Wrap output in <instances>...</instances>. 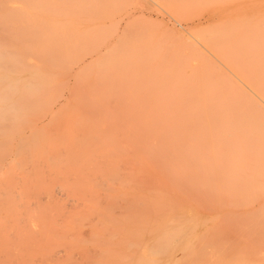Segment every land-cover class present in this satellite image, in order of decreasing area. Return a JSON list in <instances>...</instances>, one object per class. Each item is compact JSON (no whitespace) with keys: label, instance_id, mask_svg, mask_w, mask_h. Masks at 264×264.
Listing matches in <instances>:
<instances>
[{"label":"rangeland","instance_id":"1","mask_svg":"<svg viewBox=\"0 0 264 264\" xmlns=\"http://www.w3.org/2000/svg\"><path fill=\"white\" fill-rule=\"evenodd\" d=\"M68 1L69 2H66L63 5H59V9H62L59 16L63 26V33H61L55 41L56 45L54 47H56L58 44L62 45H58L59 48L55 50L53 49V51H51L52 53L49 51L48 53L52 54V56L50 57L49 55H47L48 53H45V57L47 59L40 55L41 60H45L46 62H43L45 76H43L41 79V82L44 84V88L41 87L39 89V91L42 93L39 95L41 97L43 96L42 98H40L41 102H43L42 99H49V101L46 100L48 105L47 103H40V99L35 96L37 93L36 92L33 94L34 96H26L29 99L27 103L30 101V99L34 98L36 100H31V103H33V105H29V107L31 106L32 108L28 110V107V109H26L28 110V113H24L26 112L25 108V111L21 108L25 107L24 101H26L27 98L24 97V100H22L23 98H18L19 95H13L11 101L15 111L7 114L6 116H9L10 118L9 121H7L6 119L7 123L3 124V126H0V183L4 184L5 181H8L10 185L5 182L6 186H3L5 188L11 186V184L14 183L12 185V189H14V191H11L18 195L15 194L14 196H12V194H10L9 192L10 197L12 198L9 197L8 200L12 201V199H15L14 197H19L17 198L19 201H12L14 203H17L19 207L13 206V203H8L6 198L8 197L7 195L6 197L4 196L6 199L2 198L4 202L6 200V202L4 203L5 205L2 204L3 201L1 202L0 199V210L1 206L4 205L2 206V213H0V242L2 241L0 243V264H175L176 262H173V260L175 259L174 257L176 254H178V252H175L172 259H170L169 256H161L159 258L160 262H137V260L140 256L141 248L151 243L155 236L159 234L164 229V227L168 226L167 228L169 230H173L176 228H184L186 225H190L195 226L198 229H196L197 231H201L203 224H207V226H209V232H215L211 233L210 236L212 238V240H210L212 244H216L215 242H217V239L220 238L222 243H227L228 247H230L233 246L231 244L233 242L232 240H230L232 239L231 237H233L234 240L235 238H241L242 236V238H244L245 245H247V247L245 246V249L247 248L246 252H249L248 254L251 255V260L254 262H189L190 264H264V262H256L263 260L264 258V245L261 242H258L259 245L257 246V240L256 242H254L256 244H251V241H253V239L255 240L256 238L260 239L264 237V219L258 216L260 215L262 209H264V187H262V189H258L256 192L246 191L248 195L245 193L243 196H241V198H234V201L237 202V206L232 199V194H229V192H227L230 191V188L226 189L222 185H220V188V186L218 185V188H220L218 189L217 183L220 184L222 180L219 179V181L215 183L216 178H213L215 182L212 183L213 180L210 177V173H207L206 177L203 168L199 169L196 164L197 162H202L203 160L202 163H207L208 165L206 172H208V170L210 172L211 167L214 166L211 162L215 161V158L218 157L222 161L220 162L221 165H219L222 167H220L221 171H225L224 168H226L228 162H230L229 159L236 156H241L239 158L240 160L243 159L242 155H237L233 150L238 151L241 148L244 150L246 142V150L250 154V156H247L249 158V169L246 170L244 168L245 176L243 179H248L247 176H251L254 173L253 167L257 165V161H262V158L256 157L251 150L258 147L254 146L255 140L257 138V140H262V138H260L259 135L249 137V133L248 131H246L247 129H249L246 128V126L255 128L261 122L253 120L249 121V124H247L245 120L242 119V114H240V112L245 104H258L261 101H264L260 99H264V92L261 91L264 90V0ZM6 2L7 0H0V22L3 19L4 21L6 19L9 20H6L5 22L3 21L6 25V29L3 26V23H1L0 26L1 28L3 27V30L5 29L8 31L5 32V34L0 28L2 30V33H0L5 35L3 37V35L0 34V38L2 39L3 37V40H6V42L5 40H0V61L2 60L0 63L5 62L10 57H12L11 52L9 51L8 53L6 51L11 50L12 44L21 45L23 43V41L20 42V40H23V38L15 35V26L18 25V21L16 19L15 21L9 16V13L6 11L5 7ZM86 3L89 7L86 6ZM85 10L88 11L86 12ZM8 24L10 27L7 26ZM8 27L10 28V30ZM12 32L13 34L11 35L10 33ZM6 35H9V37ZM7 37L9 39L8 41ZM66 37H68L69 39ZM11 40L13 42H11ZM7 42L9 43V45L7 44ZM15 42H17L18 44ZM1 52L5 53V55ZM248 52L251 53V57L250 53ZM4 56H6L5 58L7 60H4L5 58L3 59ZM6 70L7 67L5 69L4 65L0 64V75H6L9 79L20 82H26L25 80H28L29 78V75L27 73H20L19 71V73H16V70V72L13 70L15 73H13L12 70L4 73ZM251 72L253 74H251ZM249 75H253V77ZM246 86L249 87L250 90L254 89V91L257 92V94L254 92L256 96L261 94L259 95L260 97H258L261 101L256 99L257 97H255L254 94L252 96V94L249 92L250 90H248ZM44 89L48 92H45ZM200 89L201 91H199ZM45 94L46 97L49 96V98H46L44 96ZM214 94L216 96H214ZM205 99L206 102H203V100L205 101ZM20 101H23V106H20L22 105V103L19 105L18 102ZM165 101L167 103L166 106H164L166 104ZM200 101L202 104L204 103L203 105L206 106L207 109H205V113H208L209 115H201L205 113L204 111H202L204 110L203 105L201 104V108L200 104L197 103ZM39 103L41 104V106L39 107H41L42 109H39V107L37 106L39 105ZM34 104H36V107H34ZM42 105H46L47 109ZM144 105L146 107H150V109L147 108L148 110L153 111L149 112L150 115H148L149 113L147 115L148 117L150 116L149 118L152 117L151 120L155 121L156 118L155 123H151V121L149 123L147 117L146 120L144 116L140 117V112V114L144 115V110L142 109ZM196 107L200 108L198 112H194L196 111ZM49 108H51L50 111L48 110ZM36 109L37 112L33 114V110L35 111ZM144 109L146 110V108ZM229 109L231 110V112H228L230 111ZM154 110H157V112ZM30 111H32L31 113L33 115L29 117V114H31ZM18 112H20L21 115H19ZM129 112H131L132 114ZM234 112L237 113L235 114ZM25 114H28V117L26 119ZM205 117H207V120H205ZM212 118L214 119V122ZM4 119L5 118L0 119V122H4ZM208 119L210 120L208 121ZM166 120H172L176 122L184 120V122H188V125H186L185 127H178V131H174V134H172L174 136L176 135L175 137L179 139V144H181L179 145V147L184 143H188L190 139L191 141H200L199 148L195 150L196 155L195 153H193L194 151L188 154L185 153L186 147L184 146H187L188 144L183 145V151L178 147V150H181L182 156L183 154L184 156H189H183V158L185 159L183 160V162H188L185 163L187 169L184 168V164L182 165L183 168H181V164L183 163L182 160L181 162L174 161L178 157V150L175 149V153L176 151L177 153L174 154L177 155V157L174 160V154H171L170 151H167L168 153L166 154L167 156H171V158L170 156L168 158L170 160H173L174 163L171 161L172 165H176H173L172 167H177V169L175 168L174 171L172 167L170 168L171 164H167L168 160L165 157L166 155L164 154L166 152L165 150H160L164 152V160L162 161V158L158 157V155H155L154 153V151H160L157 150V148L151 147L152 149H150L149 147L150 145L153 146V144L159 143L157 136H159L160 138L161 134L164 135V133L161 131V123ZM198 120L201 122H199ZM132 121L136 124H132ZM146 121H148L147 124ZM204 121L205 123H207L208 121L210 124L213 122V124H215L218 128L216 130L212 129L211 131L205 132L203 134L202 132L198 131V127L200 126V124H204ZM237 123L242 124H239V126L237 127ZM155 124H157L158 126H155ZM134 125H136L137 127H134ZM159 125H161V127ZM196 125H198V127H195ZM130 127L136 128L138 129V131L139 127H142L140 128L142 129L140 131L141 134L135 129H131ZM182 128H187V130L184 131V129ZM130 129L135 133L137 132V134L139 133V138H141L140 135L143 134L142 139H137L138 137L136 135H133V132H131ZM147 129H149L150 131ZM224 129H226L227 131H223ZM240 130L242 132H245L242 133ZM129 131L131 135L127 136L129 135ZM238 131L240 132L238 133ZM185 133L187 136L185 135ZM228 134L230 137L228 136ZM234 134L238 137H235ZM237 134H239L240 136ZM125 135L127 139L125 138ZM191 136L193 137L191 138ZM128 137H130V140L132 138L133 140H141V144L140 142L135 140L130 141ZM204 137L206 138L205 140L203 139ZM193 138L195 139L193 140ZM132 142H134V144L135 142L136 144H140L137 146L138 150L140 149L139 146H142L144 151H141V149L139 150V152H137V150L135 152L136 154L134 153L133 155V149L130 148H132L136 144L134 145ZM147 142L149 143V146H147ZM260 146L264 147V142ZM211 147H213L215 151H213ZM237 147L238 149H236ZM145 151V154L148 153L147 155H149L151 158L147 156V159V157L143 154ZM199 151L200 153H198ZM232 151L233 154H230L232 153ZM203 152V155H206L205 157L207 159H202ZM152 153L154 154V156H156L155 158L158 157L161 161L159 162V160L157 159V161L155 158L152 159V157H154ZM262 154V156H264V150ZM159 155L161 156L162 154L160 153ZM196 156L197 158H195ZM151 159L155 160V162L157 161V164L168 165V168L172 170L165 169L164 165L163 169H165V171L168 170L169 173H172L174 179L173 177L170 178V174L168 173V171L167 173L164 170H162L163 172H161L160 169L156 168L157 166L153 167L152 165L154 163H151L149 161ZM177 161H180L179 157ZM263 162L264 160L262 161V163ZM196 168L197 171H194L196 170ZM184 169H186L187 171H184ZM21 172L23 173V175L21 174ZM4 173L5 175L6 173L8 174V176L6 175V178L8 177L9 180L3 178ZM133 175H135V177ZM143 175L144 179L148 178L147 180H149L150 184L148 183V181L144 180L141 177ZM138 176L146 181L144 182L142 180L144 183H146V185H144V183L142 185L139 184V186L144 185L142 188H140L138 185L136 186L138 188H135L133 184L130 183V181H134L132 183L136 185L135 179L136 177L138 178ZM167 176H169L170 178L169 182ZM129 178H131V180ZM175 178H177V181H175ZM189 178L194 183L193 184L190 181L193 186L190 184ZM179 180L182 183H180ZM241 180L242 177L240 181ZM23 181H26L27 183L25 185L23 184L24 186L30 184L29 187L31 189L29 190L33 191V194H35L31 195L32 192L27 190V187V189H24L26 192L29 191V193L23 192L22 194H25L24 197L30 194L29 196L31 198L34 196V199L32 198L31 200L29 196L24 198V200L22 199L23 195H20L22 189H19L22 187L19 185V188H17V185ZM74 181L83 183L82 187L79 186L77 188L76 186L80 184L76 185L77 182L75 183ZM128 181L132 185L131 186L129 184L130 186H127L130 187V189L125 187L126 183L128 185ZM33 182L35 183V185ZM170 182L173 185H175L176 182H179L180 184H176L175 186H173ZM202 182H204V184ZM46 183H49L50 186H48L51 188L48 189V186L44 187V185H47ZM147 183L150 186L147 185ZM37 184H39L40 186H38ZM93 184H98L97 186H108V188L111 187H109L110 184H113V188L111 187L113 190L111 189V192L107 189V191L103 190L102 192L99 187L93 189L96 187V185L94 187ZM181 184H183V187ZM210 184L211 188L209 189ZM263 184L264 179H260L259 185L261 186ZM33 185L35 186V190L34 188H32ZM69 185H71L72 187L76 185L75 189L77 190L73 189L75 192H79V188H81V191L79 192L80 194L82 193L81 196L78 192L77 194L79 195L77 196H75L76 194L70 195L69 192L72 191L69 190L72 188H70ZM123 185L125 188L123 187ZM200 185H203L205 189H203ZM207 185L209 187H207ZM184 186H186L187 188H185ZM52 187L55 192L52 190ZM188 187L191 188L194 193H197H195L197 198L195 197L194 193H191V190H189ZM1 188L2 185H0V189ZM15 188L19 189L20 191L16 190ZM9 189H11V187ZM36 189L37 192L40 190V193H36ZM1 190H3V188ZM5 190H8V188ZM44 190H46L47 192ZM49 190H51L52 195L55 194L56 199H51L52 196L48 195ZM82 190H87L88 193L87 191L86 193H84L85 191L83 192ZM205 190L207 191V193ZM63 191L66 192L64 193ZM92 191H94V194L97 196L96 197L92 194L93 197L95 196V198H98V201L96 202L98 203V205L100 204V206H98L95 202V198H93L94 200L92 199V202L90 200L91 198H89V203L84 201L88 199L87 195H89L90 197ZM44 192L46 193L44 194ZM2 193H4L5 195L4 190L2 191ZM2 193H0L1 197L3 195ZM7 193L8 192L6 191V194ZM83 193L84 195L86 194L87 198H85V196H82ZM103 193L107 196V199H105ZM107 194H109L110 196ZM120 194L123 196L119 197ZM35 195L36 199L39 198V200H37L39 201V203L35 202L36 204L33 202L34 200H36ZM67 195L72 199H68ZM212 195L213 197H211ZM60 196H62L63 198L64 196L66 197L65 199H63ZM79 196L81 198L84 197L83 200L80 201L81 198ZM108 196L112 198L118 196L119 198L117 197L116 199L115 197L114 199H110ZM206 197L207 199L211 200L208 201ZM218 197H220V199ZM227 197L231 198L229 199L230 201L232 200V203L228 201L229 199ZM200 198L205 199L206 202L208 201L210 204L208 202L206 203L205 200H203L207 205L209 204L211 206L210 208H212L213 210L209 209V207H205L207 206L205 205V203H203L202 205V200H200ZM248 198L249 200H246ZM53 199L55 200L53 201ZM252 199H254L256 202ZM46 200H48L51 205H49L48 201ZM51 200L53 202H51ZM67 200H70L71 202ZM100 200L101 202L102 200H104L105 203L101 205ZM219 200L220 206H218V203V207H216V201L218 202ZM23 201H26V203H24ZM109 201L111 204L109 203ZM22 202L27 205L29 203L30 208L34 203V206H39L38 210L41 208V204H45V206L50 207L51 209L53 208L54 217L51 214L52 212H50L51 210L49 211L50 213L47 211V207L44 208L45 210L41 208L40 211H44L43 214L42 212H40L39 214L37 208L33 206L31 209L33 210L36 208L35 211L38 214L36 215V213H32V215L34 214L35 218L33 216L31 217L29 213L33 212L32 210L31 212L30 210L26 211V213L28 212V214L24 213V210H21L25 207L24 206L22 208L20 204ZM241 202L244 203L242 204ZM72 203H74V205H72L74 206V208H68ZM79 203L82 205H77ZM9 205L12 208H15L14 210L16 212L12 210L10 216L7 217L4 214L5 211L3 210L6 209V206ZM62 205L64 207L66 206L67 208L65 207V209H63L64 207H62ZM219 207L221 208L218 209ZM18 208L20 211L17 210ZM55 208L57 209L55 210L56 212L54 211ZM89 208L94 211L90 212L92 210L89 211ZM223 211L225 213H223ZM21 212L25 214L26 217H24ZM58 212L62 214H59L62 218L58 216ZM67 212H69V214ZM75 212H77V214H75ZM122 212L128 220L125 219V216L122 214ZM15 213H17V216L15 215ZM46 213L49 214L47 215ZM63 213H65L66 215H64ZM80 213H82L83 216ZM186 213L189 214L186 215ZM253 213L255 214L256 220ZM50 214L52 218L46 217ZM98 214H100V216H98ZM226 214L228 215L227 219L225 218ZM87 215L90 217H88ZM222 215H224V217ZM234 215L236 218H233ZM237 215H239V219ZM1 216L4 217L3 221ZM22 216L24 217V219L26 218V222H28V220L30 219L29 217H31V219L33 220L35 219L37 225H39L36 229V232H38L37 238L34 237L30 239V237H33L36 232L31 235L32 232L28 230V233L30 234L29 236L27 233L28 228L26 229V233L24 230H22V226L25 223H21L19 225L18 223H16L18 222V217ZM63 216L65 219H63ZM93 216H96V218L92 220V218H94ZM256 216L261 220L259 221V223ZM220 217H223V219H220ZM247 217L249 218V222ZM12 218L15 222L12 221ZM42 218H45V220L43 219V221ZM251 218L254 219L252 221L258 223L256 225H261L263 223L261 228L260 226L258 227L260 231L257 229L258 233L263 231V234H258L256 231L254 232L256 236L255 238H253V234H248L249 236H246V230H244V225H246L247 223L250 225L252 224L255 227L254 222L250 221ZM21 219L19 218V222H22ZM219 219L222 223L223 220L226 219L224 223L227 226H225L224 223L221 224V222L218 221ZM229 219H231L230 222L232 221L233 224L234 220L237 221L235 223L238 226L234 224L237 227V230L235 229L234 225L233 232L232 229L230 230L228 228L229 224L226 223H230ZM40 220H42L44 224ZM59 220L61 221V223ZM87 220H91L92 222H87ZM45 221H47V223ZM217 221L218 223H216ZM85 222L88 224H86ZM240 222H242V224H239ZM15 223L18 226L17 229H14L15 227H17ZM55 223L58 225H56ZM84 223L86 227L83 226ZM231 223L229 225L230 228ZM27 224L28 223H26L25 225ZM248 224L246 225V227H249ZM49 225L50 227L52 226L51 233H48L50 232V227H48ZM61 225L64 227L61 228ZM38 227H41V229ZM250 228L247 232L253 233L255 229L252 227L253 229L251 230ZM45 229L46 232H44ZM54 230H56L57 232L59 231L60 233L55 235L56 231L54 232ZM87 230L88 234L86 235ZM112 230H115V232H113ZM76 231L79 232L80 235H78ZM117 231L119 233H117ZM106 232H109V236ZM227 232L230 233L229 236ZM52 233H54V235ZM221 233H225L226 235L223 236V234ZM9 234H12V236H14L15 238L9 239ZM24 235L28 238L25 237L24 239ZM69 235L73 238H69ZM75 235L78 236L76 237ZM92 235L96 237L95 238L93 236V240L98 243H96L97 245L93 243V241H91ZM60 236H64L63 238L67 236L66 239H69L64 240ZM219 236H223L227 239L225 240V238H221ZM247 237L248 239H250L249 237H252L253 239L251 238L252 240L250 239V241L247 239ZM39 238H44V243L41 239L40 241ZM58 238L60 240H58ZM109 238L112 239L110 240ZM21 239L24 240V242ZM34 239L36 243L32 244L34 242ZM214 239H216V241ZM38 240L39 242H42V245H38ZM11 241L13 243H11ZM29 241L34 248L31 247ZM90 241L91 243L89 244L88 242ZM262 241H264V239ZM5 242H9L8 244L10 246H13L11 248L14 249L8 251L10 246L8 244L6 246ZM110 242L112 243V246ZM246 242H248L249 244H246ZM14 243H17L19 245L15 244V247ZM50 243L52 244L50 245ZM62 243H64L65 245L61 246ZM104 243L109 245H103ZM22 245L24 247L27 245L28 247H31V249L33 248V251H31L29 248L26 249V251H23L24 247ZM43 245L47 250L42 248ZM127 245L131 247V249L128 251V254L130 256L128 262H114L111 261L107 256V254L110 252H113L115 254H123L126 251L125 248L127 247ZM65 246H68V248L70 246V248H63ZM182 246L183 243H180L179 247ZM216 246L217 248H220L219 244L211 246L212 250L214 249L215 252H217L215 250L217 249ZM225 246L221 248L222 250L225 249V253L226 250L233 251L234 249L233 247H230V249H226L228 247L225 248ZM59 249H64V252H62L63 250L60 252ZM99 249L103 251L102 256H104L102 259L96 258L98 256L101 257V252ZM221 249H219L220 251L217 252L219 253V255L222 253ZM3 251L6 255H2L4 254ZM6 251L10 255L13 252L12 255L14 257L9 256ZM26 252L29 254H27ZM77 252H82L85 255L83 254L82 257V254L78 253V255L76 254ZM104 252L106 254H104ZM21 254L22 256L24 255L26 257L21 258ZM56 254H58V257H62L64 255V258H61L60 261H58L57 256L55 259ZM73 254L75 255V258H73ZM92 254L94 256H92ZM15 257L18 258L16 259ZM76 257L78 259H76ZM20 258L24 261L20 260ZM29 258L31 261L29 260ZM14 259L16 262L13 261ZM48 259L52 260V262ZM6 260H10L11 262H7ZM43 260H45L46 262H44ZM88 260L91 262H89ZM186 263L188 264V262H177V264Z\"/></svg>","mask_w":264,"mask_h":264},{"label":"bare ground","instance_id":"2","mask_svg":"<svg viewBox=\"0 0 264 264\" xmlns=\"http://www.w3.org/2000/svg\"><path fill=\"white\" fill-rule=\"evenodd\" d=\"M74 1V0H73ZM66 2H69L68 0H7V2L5 3V7H6V11L9 13V16L12 18V19H16L17 21H18V25H16L15 26V35H17V36H20L21 38H23V40H20V42L21 41H23V43L21 44V45H13L12 44V46H11V50H6L8 53H9V51L11 52V55H12V57H10L8 60L5 58L6 56H4L3 57V59L4 60H7V61H5V62H3V63H0L1 65H4V67H5V69H6V67H7V70L4 72V73H7V71H10V70H16L15 72L16 73H22V72H24V73H27L28 75H29V78H28V80H25L26 82H20V81H16V80H12V79H9L6 75H0V119H3V118H5L4 120V122H0V126L2 125L3 126V124H6L7 122H6V119H7V121H9V116H6L7 114H9V113H11V112H13V111H15L14 110V107L12 106V96L13 95H19V99L21 98H23L22 100H24V97H26L27 95L28 96H34L33 94L34 93H36V95L35 96H37L38 97V99H40V98H42L39 94H42L40 91H39V89L42 87V88H44V84L41 82L42 80V77L43 76H45L44 74H45V72H44V66H43V62L45 63L46 61L44 60V61H42L41 60V56L40 55H42V57H45V53H48L49 51L51 52V51H53V49L55 50V49H58L59 48V46L60 45H62V44H58L56 47H54L56 44V40H57V38L59 37V35L61 34V33H63V26H62V23H61V20H60V16H59V14H60V12H61V10L62 9H59V5L60 4H65ZM67 4H70V3H67ZM78 4H79V2H78ZM77 4V5H78ZM87 4V3H86ZM87 7H89L88 6V4L86 5ZM85 7V6H84ZM67 9V8H66ZM68 10V9H67ZM70 11V10H69ZM80 11V10H79ZM86 11V10H85ZM88 11V10H87ZM86 11V12H87ZM77 12V11H76ZM106 12V11H105ZM10 17H9V19H10ZM7 18V17H6ZM101 18V17H100ZM7 20V19H6ZM5 20V21H6ZM15 20V21H16ZM70 20V19H69ZM4 21V19L0 22V26H1V23H3V26L5 27L6 25H5V21ZM7 21H9V20H7ZM7 23V22H6ZM7 26H9V24L7 25ZM10 27V26H9ZM8 27V28H9ZM14 27V26H13ZM1 28V27H0ZM3 28V27H2ZM1 28V29H2ZM0 29V32L3 30H1ZM5 29H6V27H5ZM4 29V30H5ZM3 30V33H5V32H8L7 30H5L4 31ZM9 30H10V28H9ZM12 30V29H11ZM13 31V30H12ZM2 33V32H1ZM0 33V34H1ZM6 34V33H5ZM9 34V33H8ZM11 35L13 34V32L12 33H10ZM1 35H3V37L5 36L4 34H1ZM0 35V36H1ZM6 36H8L9 37V35H6ZM67 36V35H66ZM3 37H2V39L0 38V40L1 41H4L3 40ZM8 37H7V41L9 40L8 39ZM11 38V37H10ZM66 38H68V37H66ZM15 39H17V38H15ZM61 39V38H60ZM69 39V38H68ZM13 40H14V38H13ZM0 41V42H1ZM24 41H25V44H24ZM5 42H6V40H5ZM10 42V41H9ZM11 42H13L12 40H11ZM10 42V43H11ZM18 42V41H17ZM17 42H15V43H17ZM4 43V42H3ZM14 43V44H15ZM61 43V42H60ZM7 44L9 45V43L7 42ZM18 44V43H17ZM79 44V43H78ZM7 45V46H8ZM22 46V47H21ZM253 46V45H252ZM7 48V47H6ZM254 48V47H253ZM252 48V49H253ZM250 49V48H249ZM57 51V50H56ZM60 51H61V49H60ZM67 51H68V48H67ZM13 52H15V53H13ZM2 54H4L5 55V53H3V52H1ZM52 53V52H51ZM51 53H48L47 55H49V57L50 56H52V54ZM54 53V52H53ZM248 53H250V52H248ZM51 54V55H50ZM7 55V54H6ZM54 55V54H53ZM252 55H253V53H252ZM3 56V55H2ZM39 56V57H38ZM48 57V56H47ZM250 57H251V53H250ZM262 57V56H261ZM46 58V57H45ZM260 58V57H259ZM44 59V58H43ZM47 59V58H46ZM263 59H264V57H263ZM3 60V61H4ZM2 61V60H1ZM0 61V62H1ZM251 62H252V60H251ZM263 62V61H262ZM48 63V62H47ZM263 65V64H262ZM251 67V66H250ZM55 68V67H54ZM262 68V67H261ZM250 69V68H249ZM13 71V73H15ZM19 71V72H18ZM250 72V71H249ZM249 72H247V73H249ZM48 74V73H47ZM51 74V73H50ZM251 74H253L252 72H251ZM249 76H252L253 77V75H249ZM258 76V75H257ZM261 76V75H260ZM264 78V77H263ZM45 82H47V81H45ZM252 82V81H251ZM55 83V82H54ZM254 85V84H253ZM56 87V86H55ZM247 87V86H246ZM258 87V86H257ZM248 88V90H250L249 89V87H247ZM251 88V87H250ZM259 88V87H258ZM257 88V89H258ZM48 89V88H47ZM256 89V90H257ZM262 89V88H261ZM39 92H38V91ZM45 90V89H44ZM252 90V89H251ZM249 91L251 94H252V96H253V94H254V96L255 97H257L256 99H258L259 100V98L258 97H260L259 95H261V94H259L258 96H256L255 95V93L257 94V92L256 91H254V89L252 90V91ZM199 91H201V89L199 90ZM261 91H263L264 92V90H261ZM45 92H48L47 90H45ZM45 92H43V93H45ZM255 92V93H254ZM47 94V93H46ZM46 94L44 95L45 97H46ZM166 94V93H165ZM200 94V93H199ZM203 94V93H202ZM196 95H198V94H196ZM242 95V94H241ZM166 96V95H165ZM214 96H216L215 94H214ZM200 97H201V95H200ZM202 97H203V95H202ZM211 97H212V95H211ZM27 98V97H26ZM46 98H49V96L48 97H46ZM214 98V97H213ZM217 98V97H216ZM18 99V100H19ZM34 99V98H33ZM33 99H30V101L27 103V101L29 100L28 98L26 99V101H24V103H25V105H24V103H23V101L21 102H18L19 103V105L22 103V105H20V106H25V107H23V108H21V109H23L24 110V108H25V110L26 109H28V107H29V105H33V103H31V100H33ZM191 99V98H190ZM199 99V98H198ZM203 99V98H202ZM260 99H262V100H264L263 98H260ZM34 100H36V99H34ZM43 100V102H41V99L39 100L40 101V103L41 104H46L47 103V101H49V99H42ZM201 100V99H200ZM46 101V102H45ZM251 101V100H250ZM259 101H261V100H259ZM175 102H177V101H175ZM203 102H206V99H205V101L203 100ZM253 102V101H252ZM31 103V104H30ZM39 103V105H37L38 107L39 106H41V104ZM164 103V102H163ZM165 103H166V101H165ZM170 103V102H169ZM197 103H199L200 104V107L202 108V105L204 104H202L201 103V101L200 102H197ZM198 104V105H199ZM202 104V105H201ZM222 104H223V102H222ZM14 105V104H13ZM17 105V104H16ZM16 105H15V108H16ZM28 105V106H27ZM36 104H34V107H36L35 106ZM47 105H48V103H47ZM143 105V104H142ZM160 105V104H159ZM167 105V103L164 105V106H166ZM174 105V104H173ZM197 105V106H198ZM29 107V109L28 110H30V108H32V107ZM44 108L46 107V105L44 106V105H42ZM209 106H210V104H209ZM27 107V108H26ZM143 107V106H142ZM170 107V106H169ZM169 107H168V109H169ZM212 107V106H211ZM19 108V107H18ZM144 108H146V110L144 109ZM147 108H149L150 109V107H146L145 105H144V107L142 108L143 110H144V115L143 114H140L139 113V115H141L140 117H142V116H144V118H145V120H146V117H147V119H148V121H149V123H150V121H151V123H155L156 122V118H155V121L154 120H151L152 119V117L151 118H149L148 117V115H150V113L149 112H153L152 110H148ZM153 108V107H152ZM151 108V109H152ZM167 108V107H166ZM203 108H204V110H202V111H204V113H205V109H207L206 108V106L205 105H203ZM214 108V107H213ZM39 109H42L41 107H39ZM46 109H47V107H46ZM163 109H165V108H163ZM23 110H22V112H23ZM24 110V111H25ZM28 110H26V112H24V113H28ZM32 110V109H31ZM49 111L51 110V108H49L48 109ZM137 110V109H136ZM195 110L196 111H194V112H198V110H200V108H195ZM222 110V109H221ZM226 110V109H225ZM230 110V109H229ZM154 111H156L157 112V110H154ZM218 111V110H217ZM234 111V110H233ZM32 111H30V113H31ZM33 114H35V112H37V109L34 111L33 110ZM42 112V111H41ZM145 112H147V113H145ZM155 112V113H156ZM207 112V111H206ZM228 112H231V110L230 111H228ZM19 113V115H21L20 114V112H18ZM129 113H131V112H129ZM149 113V114H148ZM154 113V114H155ZM220 113V112H219ZM235 114L237 113V112H234ZM32 113L31 114H29V117L31 116V115H33ZM132 114V113H131ZM148 114V115H147ZM240 114H242V119H244L245 120V122L247 123V124H249L248 122L249 121H253V120H255V121H260L261 123L260 124H258L257 125V127H255V128H252V127H249V126H246V128H249V129H247L246 131H248V136L249 137H254V136H256V135H259V137L260 138H262V140H255V145L254 146H258V147H256V148H253V149H251L252 151H253V153L255 154V156L256 157H258V158H262V161L264 160V156H262L263 154V150H264V147H262V146H260L264 141H263V139H264V101H261L260 103H258V104H245L243 107H242V110H241V112H240ZM26 115V114H25ZM28 115V114H27ZM26 115V117H25V119L28 117ZM169 115V114H168ZM197 115H199V114H197ZM202 116L203 115H209L208 113H205V114H201ZM239 115V114H238ZM135 116V115H134ZM241 116V115H240ZM8 117V118H7ZM128 117V116H127ZM214 117V116H213ZM234 117V116H233ZM131 118V117H130ZM129 118V119H130ZM158 118V117H157ZM160 118V117H159ZM173 118H174V116H173ZM181 118V117H180ZM206 118V119H205ZM204 119L205 120H207V117H205ZM150 119V120H149ZM213 119V118H212ZM127 120H128V118H127ZM126 120V121H127ZM185 120V119H184ZM184 120H180V121H172V120H166V121H164V122H162L161 123V125H162V127H161V125H159L160 127H161V131L164 133V135H162L161 134V136H160V138H159V136H157L158 137V140H159V143L158 144H153V146H149L148 144V142H147V146H149L150 147V149H152V148H157V150H161L162 149V151H166L165 153L164 152H162V151H160V152H158V151H154V153H155V155H158V157H161L162 158V161L164 160V155H163V153L166 155L169 151L171 152V154H174L175 153V149L176 150H178V147H179V145H181V144H179V139H177L174 135H172V134H174L173 132L174 131H178V127H185L186 125H188V122L186 121V122H184ZM187 120V119H186ZM193 120V119H192ZM210 119H208V121H209ZM136 121V120H135ZM142 121V120H141ZM148 121H146V124L148 123ZM199 121V120H198ZM197 121V122H198ZM207 121V123H205V121H204V124H200V126L198 127V125H196L195 127H198V131H200V132H202L203 134L205 133V132H209V131H211L212 129H214V130H216L218 127L215 125V124H213V122H214V119H213V122L211 123V124H213V125H211L209 122ZM216 121V120H215ZM236 121V120H235ZM254 121V122H255ZM194 122H196V121H194ZM199 122H201V121H199ZM244 122V121H243ZM182 123V124H181ZM235 123V122H234ZM127 124V123H126ZM129 124V123H128ZM132 124H136V123H133V121H132ZM158 124V123H157ZM157 124H155V126H158ZM193 124V123H192ZM228 124V123H227ZM238 124V123H237ZM239 124H242V123H239ZM239 124L237 125V127L239 126ZM9 125V124H8ZM140 125V124H139ZM153 125V124H152ZM180 125V126H179ZM182 125V126H181ZM215 125V126H214ZM235 125V124H234ZM132 126V125H131ZM148 126V125H147ZM146 126V127H147ZM154 126V125H153ZM244 126V125H243ZM134 127H137L136 125H134ZM144 127V126H143ZM188 127V126H187ZM236 127V126H235ZM131 128V127H130ZM140 128H142V127H139V131H138V129H136V128H131V129H135L137 132H139L140 134H141V130L142 129H140ZM148 128V127H147ZM190 128V127H189ZM192 128V127H191ZM130 129V131L131 132H133L132 130ZM145 129V128H144ZM152 129V128H151ZM153 129H156V128H153ZM182 129H184V128H182ZM228 129H229V126H228ZM147 130H149V129H147ZM187 130V128H185L184 129V131H186ZM127 131V130H126ZM125 131V132H126ZM130 131H129V135H127V136H130L131 134H130ZM150 131V130H149ZM189 131H190V129H189ZM223 131H227L226 129H224ZM222 131V132H223ZM232 131H233V129H232ZM236 131V130H235ZM241 131V130H240ZM240 131H238V133L240 132ZM137 132L135 133V132H133V135H136L138 138L137 139H142V135H140L141 136V138H139V136H138V134H137ZM142 132H144V131H142ZM146 132H148V131H146ZM145 132V133H146ZM193 132H195V131H193ZM242 132V131H241ZM243 132H245V131H243ZM242 132V133H243ZM135 133V134H134ZM180 133V132H179ZM179 133H175V134H179ZM221 133V132H220ZM237 133V132H236ZM235 133V134H236ZM153 134V133H152ZM155 134V133H154ZM181 134V133H180ZM232 134V133H231ZM235 134H234V136H235ZM241 134V133H240ZM126 135H125V138H126ZM185 135H186V133H185ZM191 135V134H190ZM237 135H239V134H237ZM242 135V134H241ZM178 136V135H177ZM183 136V135H182ZM187 136V135H186ZM206 136V135H205ZM228 136H229V134H228ZM240 136V135H239ZM193 136H191V138H192ZM226 137V136H225ZM230 137V136H229ZM235 137H238V136H235ZM132 138V137H131ZM146 138V137H145ZM168 138V139H167ZM209 138V137H208ZM240 138V137H239ZM243 138V137H242ZM241 138V139H242ZM127 139V138H126ZM128 139L130 140V137H128ZM137 139H134L135 141H138V142H140L141 140H137ZM195 138H193V140H194ZM201 139V138H200ZM204 140L206 139L205 137L203 138ZM128 140V141H129ZM131 140H133V138L131 139ZM130 140V141H131ZM133 140V141H134ZM148 140V139H147ZM157 140V141H158ZM222 140V139H221ZM243 140V139H242ZM143 141H144V139H143ZM182 141V140H181ZM212 142H214V141H212ZM218 142V141H217ZM216 142V143H217ZM232 142V141H231ZM131 143V142H130ZM133 144H134V142H132ZM192 143V144H191ZM219 143V142H218ZM235 143H237V142H235ZM135 144H136V142H135ZM134 144V145H135ZM140 144H141V142H140ZM140 144H136L135 146H133L132 148H130V149H133V155H134V153L138 150V145H140ZM146 144V143H145ZM145 144H144V146H145ZM184 144H188L187 146H184V147H186L185 148V153L186 154H188V153H190V152H193V153H195V150L197 149V148H199V146H200V141L199 140H194V141H191V139L189 140V142L188 143H184ZM183 144V145H184ZM213 144H215V143H213ZM128 145V144H127ZM183 145L182 146H180L179 147V149H181L182 151H183V149H184V147H183ZM222 145V144H221ZM243 145V144H242ZM241 145V146H242ZM130 146V145H129ZM211 146V145H210ZM229 146V145H228ZM134 147H135V151H134ZM149 147H148V149H149ZM152 147V148H151ZM223 147V146H222ZM240 147V146H239ZM139 150H141V151H144V149H143V147L142 146H139ZM183 148V149H182ZM203 148V147H202ZM212 149H213V147H211ZM246 148H247V142H246V144H245V146H244V150L241 148L240 150H233L237 155H242L243 156V159H239L241 156H239V157H234V158H231V159H229L230 160V162H228V164H227V166H226V168H224L225 169V171L224 170H222L221 171V166H219V165H221V163L220 162H222L218 157H216L215 158V161H212L211 163H213L212 165H214V166H212L211 167V171L209 172V170H208V172H206L207 171V168H208V165H207V163H202L203 162V160H202V162H197L196 164H197V167L200 169V168H203V170L205 171V175L207 174V173H210V177L212 178V180H213V178H216V182L213 180V182L212 183H217L218 181H219V179H221L222 180V182L219 184V183H217V188L220 186V185H222L223 187H225L226 189H229L230 188V191H227V192H229V194H232V199H233V201H234V198H241V196H243L245 193H246V191H248V192H252V191H257L258 189H262V187H264V184L263 185H259V180L260 179H264V162L262 163V161H257V165H255L254 167H253V170H254V173L251 175V176H247V178L248 179H246V180H244L243 178H244V168L247 170V169H249V165H248V157L247 156H250V154H249V152H247V150H246ZM232 149V148H231ZM236 149H238V147L236 148ZM139 150L137 151V152H139ZM181 150H178V153H177V151H176V153L178 154V157H179V160L180 161H177L178 160V157H177V155H175L174 154V156H173V160L174 161H176V162H181V160H182V162H183V160H185L184 158H183V156H184V154H183V156H182V154H181ZM229 150V149H228ZM152 151V150H151ZM168 151V152H167ZM213 151H215V149H213ZM233 151H232V153H230V154H233ZM197 152V151H196ZM132 153V152H131ZM140 153H142V152H140ZM146 153V151L143 153L146 157L147 156H149V155H147V154H145ZM157 153V154H156ZM162 154L161 156L159 155V154ZM183 153V152H182ZM198 153H200V151L198 152ZM136 154V153H135ZM204 154V152L202 153V155ZM206 154V153H205ZM209 154V153H208ZM152 155L154 156V154L152 153ZM195 155H196V153H195ZM194 155V156H195ZM144 156V157H145ZM170 156V155H169ZM169 156H165L166 158H167V160H168V163L167 164H171V166H170V168L174 165H172V163H171V161L173 162V160L171 159H169L168 157ZM204 156V155H203ZM202 156V159L203 158H206L205 156L203 157ZM211 156V155H210ZM135 157V156H134ZM150 157V156H149ZM156 156H154V157H152V159L153 158H155ZM155 158L156 160L158 159L159 160V162L161 161L159 158ZM184 157H189V156H184ZM151 158V157H150ZM165 158V159H166ZM170 158H171V156H170ZM195 158H197V156L195 157ZM136 159V158H135ZM135 159H133V160H135ZM147 159H148V157H147ZM151 159V160H152ZM207 159V158H206ZM149 160L151 163H156L157 164V161L155 162V160ZM191 160H192V158H191ZM191 160H190V162H191ZM140 161V160H139ZM200 161V160H199ZM147 162V161H146ZM149 162V163H150ZM136 163H138V162H136ZM174 163V162H173ZM185 163H188L187 161H185V162H183L182 164H181V166L184 164V168H186V166H185ZM131 164V163H130ZM147 164V163H146ZM152 165L153 167L155 166H157L156 168H158V169H160L161 170V172H163L162 170H164L165 171V169H168V170H174L175 168L177 169V167H172V169H169L168 167V165H166V164H155V165ZM169 164V165H170ZM196 164H194V165H196ZM132 165V164H131ZM139 165V164H138ZM163 165H164V168L165 169H163ZM140 166V165H139ZM143 166V165H142ZM150 166V165H149ZM167 166V167H166ZM174 166H176V165H174ZM135 167H136V165H135ZM160 167V168H159ZM221 167V168H220ZM181 168H183V166L181 167ZM134 169V168H133ZM187 169V168H186ZM186 169H184V171L186 170ZM198 169V170H199ZM12 170V169H11ZM135 170V169H134ZM167 170V171H168ZM194 170V169H193ZM9 171V170H8ZM136 171V170H135ZM167 171H165L166 173H167ZM175 171V170H174ZM187 171V170H186ZM194 171H197V168H196V170H194ZM203 171V172H204ZM12 173V172H11ZM134 173V172H133ZM168 173H169V171H168ZM194 173H197V172H194ZM199 173V172H198ZM10 174V173H9ZM21 174L23 175V173L21 172ZM170 174V178H172L173 177V174L172 173H169ZM184 174H186V173H184ZM6 175L8 176V174L6 173ZM6 175H5V173H4V175H3V178H6ZM25 175V174H24ZM172 175V176H171ZM195 175V174H194ZM11 176V175H10ZM134 177H135V175H133ZM162 176H163V174H162ZM2 177V176H1ZM27 177V176H26ZM143 179H144V175L143 176H141ZM140 176H138V178L136 177V179H137V181H136V179H135V182H136V185L134 184V183H132V182H134V181H130L131 180V178H129L130 180V183L131 184H133V186L135 187V188H138V187H136L137 185L139 186V184L140 185H142L144 182H146V181H148V183H149V180H147V179H144V180H146V181H144L142 178H141ZM206 177H207V175H206ZM241 177H242V180L240 181V179H241ZM140 178H141V180H140ZM167 178H168V182H169V180H170V178H169V176H167ZM6 179H8V177L6 178ZM173 179H174V177H173ZM177 178H175V181H177L176 180ZM190 179V178H189ZM193 179V178H192ZM206 179V178H205ZM9 180V179H8ZM23 180H25V179H23ZM133 180V179H132ZM144 182H143V181ZM208 180V179H207ZM5 181V180H4ZM129 181H128V185H127V183H126V188H129L130 189V187H127V186H130L131 184L129 183ZM138 181H140V182H138ZM142 181V182H141ZM151 181V180H150ZM172 181V180H171ZM191 181V179L189 180V182ZM2 182V181H1ZM7 184H9V182L8 181H5ZM5 182H4V184H2V183H0V185H2V188H3V190L5 191V195H4V193H2V191L3 190H1L0 189V193H2L3 195H2V197H1V194H0V199H1V202L3 201V199L2 198H5L6 197V195L8 196V197H6L7 198V202L8 203H13L14 205L13 206H16V207H19L18 205H17V203H14V202H12V201H17L18 199L17 198H19V197H14L15 199L13 200L12 199V201L11 200H8L9 199V197H10V194H12V196H14L16 193H13L11 190H13L14 191V189H12L13 187H12V185L14 184H11V186H9V185H7V186H9V187H3L4 185H5ZM25 182V183H24ZM32 182V181H31ZM35 182V181H34ZM33 182V183H34ZM38 182V181H37ZM64 182V181H63ZM75 183L77 182V181H74ZM179 182H180V180H179ZM176 182V184H180V183H182V182ZM192 182V181H191ZM191 182H190V184H191ZM195 182V181H194ZM201 182V181H200ZM209 182H211V181H209ZM262 182V181H261ZM260 182V183H261ZM20 183V182H19ZM29 183V182H28ZM36 183V182H35ZM35 183H34V185H35ZM39 183V182H38ZM41 183H43V182H41ZM40 183V184H41ZM71 183V182H70ZM138 183V184H137ZM147 183V185H149ZM171 183V182H170ZM193 183V182H192ZM203 184H204V182H202ZM25 184H27L26 183V181H23V182H21L20 184H18L17 185V188H19V185L22 187V188H19V189H22V192H21V194L20 195H23L22 197V199L24 200V198H26V197H28L29 195L28 194H26V195H28V196H26V197H24V195L25 194H22L23 192H25V193H29V191H31V190H29V189H31L30 187H29V185H27V186H24ZM32 184V183H31ZM45 184V183H44ZM47 185H44V187H46V186H48L49 185V183H46ZM78 184H80V185H78ZM82 184L83 183H79V182H77L76 183V185H78V186H76V185H74L73 187L71 186V185H69V187L70 188H72V189H68L69 191H72V192H69L70 193V195H73V194H76L75 196H77V195H79L80 193V191H81V188H79V194H77V192H75L74 190H77V189H75L76 187L78 188L79 186H81L82 187ZM85 184V183H84ZM87 184H89V183H87ZM130 184V185H129ZM175 184V185H176ZM194 184V183H193ZM196 184V183H195ZM241 184V185H240ZM33 185V187L32 188H34V190H35V186ZM38 186H40L39 184H37ZM37 185H36V188H37ZM55 185V184H54ZM66 185H67V183H66ZM86 185V184H85ZM94 185V187H95V185H96V187L95 188H93V189H96L97 187H99V189L103 192V190H106L107 191V189L108 190H110L111 192H112V185L113 184H110L109 185V187L110 188H108V186H104V185H100V186H97L98 184H93ZM114 185H115V183H114ZM144 185H146V183H144ZM143 185V186H144ZM171 185H173L172 183H171ZM175 185H173V186H175ZM182 185V187H183V184H181ZM180 185V186H181ZM184 185H185V183H184ZM189 185V184H188ZM192 185V184H191ZM214 185V184H213ZM219 185V186H218ZM6 186V185H5ZM24 186V187H23ZM32 186V185H31ZM50 186V185H49ZM48 186V189L49 188H51V187H49ZM52 186V185H51ZM64 186V185H63ZM76 186V187H75ZM104 186V187H103ZM132 186V185H131ZM143 186H139L140 188H142ZM150 186V185H149ZM193 186V185H192ZM200 186H202V188L203 189H205L204 187H203V185H200ZM205 186V185H204ZM11 187V189H9ZM28 189H27V188ZM101 187H103V188H101ZM123 187H124V185H123ZM124 187V188H125ZM145 187H148V186H145ZM185 188H187L186 186H184ZM197 187H199V186H197ZM207 187H209L208 185H207ZM7 189L8 188V190H5V189ZM17 188H15L16 190H19V189H17ZM27 189V190H29V191H25V189ZM62 188H66V187H62ZM104 188H106V189H104ZM161 188V187H160ZM199 188H201V187H199ZM211 188V184H210V187H209V189ZM215 188H216V186H215ZM220 188H221V186H220ZM220 188H218V189H220ZM24 189V190H23ZM47 189V188H46ZM74 189V190H73ZM84 189V188H83ZM87 189V188H86ZM92 189V190H93ZM112 189V190H111ZM188 189L189 190H191V188H189L188 187ZM208 189V190H209ZM223 189V188H222ZM52 190L54 191V189H53V187H52ZM55 190H56V188H55ZM61 190V189H60ZM64 190V189H63ZM179 190V189H178ZM186 190V189H185ZM197 190V189H196ZM201 190V189H200ZM6 191L8 192L7 194H6ZM20 191V190H19ZM44 191H46V190H44ZM59 191V190H58ZM57 191V192H58ZM83 191V190H82ZM85 191V192H84ZM83 192L84 193H86V191L87 190H84ZM202 191V190H201ZM206 191V190H205ZM220 191V190H219ZM9 192H10V194H9ZM32 193H31V195H34L33 194V191H31ZM36 193H40V190L37 192V189H36V191H35ZM42 192V191H41ZM47 192V191H46ZM46 192H44V194L46 193ZM50 192V193H49ZM55 192V191H54ZM64 193L66 192V191H63ZM97 192H98V190H97ZM148 192V191H147ZM187 192V191H186ZM185 192V193H186ZM200 192V191H199ZM84 193H83V195L82 196H85V198H87L86 197V194L84 195ZM87 193H88V191H87ZM191 193H194L192 190H191ZM190 193V194H191ZM196 193V192H195ZM194 193V195H195V197H196V194ZM201 193V192H200ZM206 193H207V191H206ZM214 193V192H213ZM223 193V192H222ZM59 194V193H58ZM82 194V193H81ZM81 194H80V196H81ZM95 195L94 194V191H92V193L90 194V197H89V195H87L88 196V199L87 200H84V201H86L87 203H89V201L91 200V202H92V199L93 198H95V196L93 197V195ZM151 194V193H150ZM188 194H189V191H188ZM217 194V193H216ZM216 194H213V195H216ZM218 194H219V192H218ZM247 194V193H246ZM16 195H18V194H16ZM38 195V194H37ZM48 195H51V196H49V197H51V199L52 198H55V194H53L52 195V192H51V190H49L48 191ZM98 195V194H97ZM103 195H104V193H103ZM107 195H109V194H107ZM184 195V194H183ZM203 195V194H202ZM213 195L211 196V197H213ZM248 195V194H247ZM5 196V197H4ZM39 196H40V194H39ZM46 196H47V194H46ZM79 196V197H80ZM92 196V197H91ZM101 196V195H100ZM100 196H98V197H100ZM105 196V199H107V196L106 195H104ZM110 196V195H109ZM108 196V197H109ZM121 196H123V195H119V197H121ZM204 196V195H203ZM30 197V196H29ZM34 197V196H33ZM32 197V198H33ZM61 198H63L62 196H60ZM65 197L66 196H64V198L63 199H65ZM67 197H68V199H72V198H70L68 195H67ZM78 197V198H79ZM97 197V196H96ZM116 197V199H117V197L118 196H115ZM114 197V198H115ZM118 197V198H119ZM205 197V196H204ZM245 197V196H244ZM249 197V196H248ZM5 198V199H6ZM10 198H12V197H10ZM31 198V197H30ZM29 198V199H30ZM32 198H31V200H32ZM46 198V197H45ZM48 198V197H47ZM81 198V197H80ZM84 198V197H83ZM83 198H81L80 199V201L81 200H83ZM89 198H91L90 200H89ZM104 198V197H103ZM110 199L112 198V197H109ZM114 198H112V199H114ZM197 198V197H196ZM219 199H220V197H218ZM228 198V197H227ZM230 198V197H229ZM228 198V199H229ZM243 198V197H242ZM4 199V200H5ZM34 199V198H33ZM35 199H36V195H35ZM56 199V198H55ZM55 199H53V201L55 200ZM60 199V198H59ZM97 199V200H96ZM100 199V198H99ZM101 199H102V197H101ZM104 199V200H105ZM206 199H207V197H206ZM213 199V198H212ZM231 199V198H230ZM230 199L228 200L230 203H232L231 201H230ZM27 200V199H26ZM37 200H39V198L38 199H36V200H34L33 202L35 203H39V201H37ZM45 200V199H44ZM70 200H67V201H69V202H71ZM94 200V199H93ZM104 200H102V202H101V200H100V203H101V205L103 204V203H105L104 202ZM125 200V199H124ZM200 200H202L201 202H202V205H203V203H205L206 202V200L205 199H201L200 198ZM203 200H205V202L203 201ZM208 201H210L211 199H207ZM214 200H216V199H214ZM243 200V199H242ZM246 200H249V198L248 199H246ZM252 200H254V199H252ZM19 201V200H18ZM46 201H48V200H46ZM52 200H51V202H53ZM58 201V200H57ZM61 201V200H60ZM96 201H98V198H95V202ZM106 201V200H105ZM110 201H112V200H110ZM110 201H109V203H110ZM192 201V200H191ZM207 201V202H208ZM244 201V200H243ZM255 201V200H254ZM5 202H6V200H5ZM4 201L2 202V204H4L5 203ZM24 203H26V201H23ZM20 203L21 204V206H22V208L23 209H21V210H24L23 212L24 213H26V211H29L30 210V212H31V208H32V206L33 207H36V206H34V203H33V205L31 206V208L29 207V203H28V205L27 204H24V203ZM29 202V201H28ZM42 202V201H41ZM41 202H40V204H41ZM90 202V203H91ZM206 202V203H207ZM223 202V201H222ZM235 202V201H234ZM256 202V201H255ZM30 203H31V201H30ZM35 203V204H36ZM47 203V202H46ZM48 203H49V201H48ZM47 203V204H48ZM55 203V202H54ZM97 203V202H96ZM116 203V202H115ZM205 203V205H207ZM209 203V202H208ZM218 203H219V205H218ZM224 203V202H223ZM236 203V205H237V202H235ZM242 203V202H241ZM240 203V204H241ZM244 203V202H243ZM242 203V204H243ZM253 203V202H252ZM252 203H249V204H252ZM16 204V205H15ZM53 204V203H52ZM107 204V203H106ZM111 204V203H110ZM210 204V203H209ZM207 205V206H205V207H209V209H211V210H213L212 208H210L211 206L210 205ZM225 204V203H224ZM5 205V204H4ZM4 205H2V206H4ZM7 205V204H6ZM27 205V206H26ZM42 206H45V204H41ZM40 205V206H41ZM49 205H51L50 203H49ZM54 205V204H53ZM52 205V206H53ZM72 205H74V203H72L71 205H69V207L68 208H70V207H73L74 208V206H72ZM77 205H82V204H77ZM97 205H98V203H97ZM212 205V204H211ZM220 206V200L217 202L216 201V207H218V206ZM1 206V212L0 213H2V209H3V207ZM21 206H20V208H21ZM38 206V205H37ZM41 206V208H46L47 206H45V207H42ZM98 206H100V204L98 205ZM106 206V205H105ZM166 206V205H165ZM213 206V205H212ZM238 206V205H237ZM240 206V205H239ZM54 207V206H53ZM62 207H64L63 205H62ZM66 207V206H65ZM65 207L63 208V209H65ZM108 207V206H107ZM109 207H110V205H109ZM170 207V206H169ZM168 207V208H169ZM203 207V206H202ZM28 209V210H26V209ZM37 208V210H38V208H39V206L38 207H36ZM35 208V209H36ZM40 208V209H41ZM48 209H47V211L49 212L50 210V212H52L51 214L53 215V217H54V214H53V208L51 209L50 207H47ZM67 208V207H66ZM78 208V207H77ZM85 208H86V206H85ZM88 208V207H87ZM102 208V207H101ZM221 207H219L218 209H220ZM15 208H12L10 205L9 206H6V209H4L3 211H5L4 212V214L8 217V216H10V214L12 213V210L14 211V212H16L15 210H14ZM35 209H33L32 211L33 212H31V213H29L30 215H31V217L33 216L34 217V214L32 215V213H36V211H35ZM40 209L38 210V212H39V214H40V212H42V214H43V211L45 210H42V211H40ZM80 209V208H79ZM110 209V208H109ZM108 209V210H109ZM136 209V208H135ZM207 209V208H206ZM205 209V210H206ZM208 209V210H209ZM18 211H20L19 210V208L17 209ZM55 210H57L56 208L54 209V211ZM70 210V209H69ZM74 210V209H73ZM90 210H92L91 208H89V211ZM114 210H115V208H114ZM257 210V209H256ZM259 210V209H258ZM17 211V212H18ZM46 211V212H47ZM66 211V210H65ZM82 211V210H81ZM94 210H92V211H90V212H93ZM113 211V210H112ZM125 211V210H124ZM135 211H137V210H135ZM49 212V213H50ZM56 212V211H55ZM70 212V211H69ZM69 212H67L68 214H69ZM71 212H72V209H71ZM84 212V211H83ZM127 212V211H126ZM125 212V213H126ZM188 212V211H187ZM217 212H220V211H217ZM253 212V211H252ZM256 212V211H255ZM19 213V212H18ZM22 213V212H21ZM45 213V212H44ZM48 213V214H49ZM223 213H225L224 211H223ZM258 213V212H257ZM20 214V213H19ZM23 214V213H22ZM26 214H28V212L26 213ZM38 213H36V215H37ZM42 214H41V216H42ZM47 214V213H46ZM45 214V215H46ZM47 214V215H48ZM51 214L49 215V216H46V217H51ZM56 214V213H55ZM59 214H61L60 212H58V216H60L61 217V215H59ZM64 215H66L65 213H63ZM75 214H77V212H75ZM80 214H82V213H80ZM119 214V213H118ZM122 214H123V212H122ZM127 214V213H126ZM189 214V213H188ZM187 213H186V215H188ZM254 214V213H253ZM259 214V213H258ZM15 215L17 216V213H15ZM85 215V214H84ZM102 215V214H101ZM124 215V214H123ZM23 216L24 217H26V215L25 214H23ZM18 217V222H16V223H18V225L19 224H21V223H28L27 225H28V227H27V225H25V224H23V226H22V230H24L25 231V233H26V229H27V233H28V230L29 231H31L32 233H31V235H33L37 230V226H39V225H37V223H36V221H35V219L33 220V219H31V217H29L30 219L28 220V222H26V218L24 219V217ZM73 216V215H72ZM82 216H83V214H82ZM88 216V215H87ZM87 216H85V217H87ZM97 216V215H96ZM96 216H93L94 218H92V220L93 219H95L96 218ZM98 216H100V214H98ZM103 216V215H102ZM125 216V215H124ZM123 216V217H124ZM223 217H224V215H222ZM226 217V219H227V214L225 215ZM231 216V215H230ZM239 215H237V217H238ZM248 216V215H247ZM258 216H260L261 218H263L264 219V209H262V211H261V213H260V215H258ZM2 217V216H1ZM39 217V216H38ZM45 217V216H44ZM68 217V216H67ZM66 217V218H67ZM80 217H81V215H80ZM84 217V218H85ZM88 217H90V216H88ZM130 217V216H129ZM223 217H220V219L222 218L223 219ZM251 217H253V216H251ZM257 217V216H256ZM3 218L4 217H2V221H3ZM19 218L22 220V222H19ZM35 218V217H34ZM37 218V217H36ZM52 218V217H51ZM55 218H56V216H55ZM62 218V217H61ZM69 218V217H68ZM233 218H236L235 217V215L233 216ZM248 218V217H247ZM246 218V219H247ZM254 218H255V214H254ZM258 218V217H257ZM1 219V218H0ZM13 219V218H12ZM11 219V220H12ZM24 219V220H23ZM38 219H40V218H38ZM45 220V218H42V220ZM57 219H59V218H57ZM56 219V220H57ZM63 219H65L64 218V216H63ZM88 219H91V218H88ZM125 219L126 220H128L127 218H126V216H125ZM131 219V218H130ZM129 219V220H130ZM218 220V221H220L221 222V220ZM225 219V220H226ZM238 219H239V217H238ZM20 220V221H21ZM42 220H40V221H42ZM43 220V221H44ZM47 220V219H46ZM51 220V219H50ZM110 220H111V218H110ZM109 220V221H110ZM132 220V219H131ZM174 220H176V219H174ZM225 220H223V223H224V221ZM230 220L231 219H229V222H230ZM244 220V219H243ZM252 220H254L253 218H251V220L250 221H252ZM255 220H256V218H255ZM13 222H15L14 221V219L12 220ZM17 221V220H16ZM25 221V222H24ZM40 221H38V222H40ZM43 221H42V223H43ZM49 221V220H48ZM60 221V220H59ZM79 221V220H78ZM81 221V220H80ZM218 221L216 222V223H218ZM258 223H259V221H261L260 220V218H258ZM1 222V221H0ZM46 223H47V221H45ZM77 222V221H76ZM82 222V221H81ZM87 222H92L91 220H87ZM113 222V221H112ZM172 222V221H171ZM170 222V223H171ZM232 222V221H231ZM230 222V223H231ZM235 222H237V221H235L234 220V224L236 225V223ZM246 222H247V220H246ZM246 222H245V224H246ZM248 222H249V218H248ZM252 222H254V225H255V227L251 224H248L249 225V227L247 228L246 227V225H244V230H246V236H249L250 234H253L252 236H253V238H255L256 236H255V233L254 232H256L257 231V229H258V227L260 226V228H261V226L263 225V223L261 224V225H256V224H258V223H255V221H252ZM16 223H15V225H16ZM53 223V222H52ZM60 223H61V221H60ZM86 223V222H85ZM85 223L83 224V226H85ZM173 223V222H172ZM190 223V222H189ZM188 223V224H189ZM222 222H221V224H223ZM230 223H226V224H229L230 225ZM44 224V223H43ZM56 224V223H55ZM86 224H88V223H86ZM108 224V223H107ZM220 224V225H221ZM233 222L231 223V228L229 227V225H228V228L231 230L232 229V232H233V230H234V228H233ZM239 224H242V222H240ZM7 225H8V223H7ZM10 225V224H9ZM45 225H47V224H45ZM56 225H58V224H56ZM75 225H76V223H75ZM209 225V224H208ZM224 225H225V223H224ZM234 225V227H235V229L237 228L236 226H238V225H236L235 226ZM17 226V225H16ZM26 226V227H25ZM41 226H42V224H41ZM62 226V225H61ZM120 226V225H119ZM124 226V225H123ZM225 226H227V225H225ZM224 226V227H225ZM7 227V226H6ZM24 227H25V229H24ZM45 227V226H44ZM48 227H50V225L48 226ZM52 227V226H51ZM50 227V232H48V233H51V230H52V228ZM55 227V226H54ZM54 227H53V229H54ZM59 227V226H58ZM64 226H62L61 228H63ZM86 227V226H85ZM122 227V226H121ZM168 226H166V227H164V229L159 233V234H157L156 236H155V238L153 239V241L151 242V243H149V244H147L146 246H143V248H141V250H140V256H139V258H138V260H137V262H160L159 261V258L161 257V256H163V255H165V256H169V258L170 259H172L173 258V255L175 254V252H178V254H176L175 255V259L173 260V262H176L175 264H177V262L179 263V262H188V264H190L191 262H254V261H252L251 260V255L250 254H248L247 252H246V249H245V246L247 247V245H245V242H244V238H242V236H241V238L240 237H238L237 239L235 238L234 240H233V237H231L232 239H230V240H232V242L233 243H231L233 246H230V247H233L234 249H233V251H227L226 250V253H225V249H221V248H223L225 245V248L226 247H228V244L227 243H222L221 242V239L220 238H218L217 239V242H215L216 244H212L211 242H210V240H212V238L210 237L211 236V233H213L214 231H212V232H209L208 230H209V226H207V224H203V226H202V228H201V231L199 230V231H197L198 229L195 227V226H190V225H186L184 228H176V229H173V230H169L168 228H167ZM241 227V226H240ZM251 227V228H250ZM255 229V231H253V233L251 232V233H248L247 231H248V229L250 228L251 230L253 229V228ZM257 227V228H256ZM1 228V227H0ZM9 228H11V227H9ZM18 228V226L17 227H15L14 229H17ZM38 228H40L41 229V227H38ZM47 228V227H46ZM76 228V227H75ZM247 228V229H246ZM263 228V227H262ZM20 229V230H21ZM56 229V228H55ZM95 229V228H94ZM191 229V230H190ZM197 229V230H196ZM221 229V228H220ZM57 230V229H56ZM56 230H54V232L56 231ZM61 230V229H60ZM237 230V229H236ZM241 230H243V229H241ZM259 230V229H258ZM2 231V230H1ZM15 231V230H14ZM62 231V230H61ZM64 231V230H63ZM109 231H110V229H109ZM113 231V230H112ZM203 231V232H202ZM217 231V230H216ZM260 231V230H259ZM21 232V231H20ZM23 232V231H22ZM40 232V231H39ZM44 232H46V229H45V231ZM65 232H66V230H65ZM87 232V233H86ZM85 233H86V235L88 234V230L86 231ZM113 232H115V230L113 231ZM202 232V233H201ZM220 232H222V231H220ZM224 232V231H223ZM237 232V231H236ZM244 232H243V234H244ZM250 232V231H249ZM263 231H261V232H259L258 233V231H257V233L258 234H261ZM12 233V232H11ZM38 232H36L35 233V235H33V237H30V239L31 238H34V237H38V234H37ZM41 233V232H40ZM43 233V232H42ZM56 234L55 235H57V234H59L60 232L58 231H56L55 232ZM71 233V232H70ZM76 233H78V235H80L79 234V232H77L76 231ZM82 233H84V232H82ZM106 233H108V236H109V232H106ZM117 233H119L118 231H117ZM127 233V232H126ZM215 233V232H214ZM216 233H218V232H216ZM228 233V236H229V232H227ZM264 233V232H263ZM262 233V234H263ZM15 234H16V232H15ZM23 234V233H22ZM36 234H37V236H36ZM53 235H54V233H52ZM61 234H62V232H61ZM64 234V233H63ZM104 234V233H103ZM221 234H223V233H221ZM241 234V233H240ZM249 234V235H248ZM257 234V235H258ZM14 235V234H13ZM28 235L30 236V234L28 233ZM66 235V234H65ZM64 235V236H65ZM72 235V234H71ZM73 235H74V232H73ZM78 235H75L76 237L78 236ZM219 235H220V233H219ZM224 235H226L225 233L223 234V236ZM232 235V234H231ZM16 236V235H15ZM64 236H60V237H64ZM94 235H92L91 237H92V240L91 241H93V243H97L95 240H93V238L95 237H93ZM223 236H219V237H223ZM233 236V235H232ZM245 236V237H246ZM261 236V235H260ZM23 237V236H22ZM25 237H27V236H25L24 235V239H25ZM41 237V236H40ZM67 237V236H66ZM66 237L65 238H63L64 240L66 239ZM85 237V236H84ZM88 237V236H87ZM8 238L10 239V238H15L14 236H12V234L10 235H8ZM28 238V237H27ZM42 238V237H41ZM41 238H39V240L41 239ZM69 238H73V237H71L70 235H69ZM69 238H67V239H69ZM83 238V237H82ZM96 238V237H95ZM223 238H225V237H223ZM230 238V237H229ZM250 239L252 238V237H249ZM252 238V239H253ZM263 239H264V237H262ZM262 238H260V239H253V241H251L250 239H248V237H247V239L248 240H250L251 241V244H256V243H254V242H256V240H257V246L259 245L258 244V242H261L263 245H264V241H262L263 239ZM17 239V238H16ZM44 239V238H43ZM43 239H41L42 240V242L44 243V241H43ZM56 239H57V237H56ZM66 239V240H67ZM74 239H75V237H74ZM80 239V238H79ZM110 239V238H109ZM112 239V238H111ZM110 239V240H111ZM220 239V240H219ZM227 238H225V240H226ZM262 239V240H261ZM7 240V239H6ZM20 240V239H19ZM22 240V239H21ZM37 240V239H36ZM39 240L37 241V242H39ZM40 240V241H41ZM58 240H60L59 238H58ZM86 240V239H85ZM104 240V239H103ZM215 241H216V239H214ZM259 240V241H258ZM18 241V240H17ZM23 242H24V240H22ZM21 241V242H22ZM28 241V240H27ZM34 242L32 243V244H34V243H36L35 242V239L33 240ZM51 241V240H50ZM79 241V240H78ZM91 241L90 242H88L89 244L91 243ZM182 241V242H181ZM224 241V240H223ZM2 242V241H1ZM0 242V243H1ZM42 242H39V244L38 245H42ZM87 242V241H86ZM221 242V243H220ZM230 242V241H229ZM253 242V243H252ZM6 243V246H7V244L9 243H7V242H5ZM11 243H13L12 241H11ZM28 243V242H27ZM26 243V244H27ZM41 243V244H40ZM180 243H183V246L182 247H179V244ZM211 243V244H210ZM248 242H246V244H247ZM19 245V244H17V243H14V245ZM29 244H31L30 243V241H29ZM28 244V245H29ZM32 244H31V247H33L32 246ZM52 243H50V245H51ZM98 244V243H97ZM96 244V245H97ZM110 244H111V246H112V243L110 242ZM220 245V248H217V246H216V248L217 249H215L217 252L218 251H220L219 249H221V254L219 255V253H217V252H215L214 251V249L212 250V247L211 246H213V245ZM249 244V243H248ZM9 245V244H8ZM16 245H15V247H16ZM65 244L64 243H62L61 244V246H64ZM75 245V244H74ZM103 245H109V244H106V243H104ZM221 245H223V246H221ZM244 245V246H243ZM3 246V245H2ZM5 246V245H4ZM5 246V247H6ZM10 246V245H9ZM23 246V245H22ZM57 246V245H56ZM1 247V246H0ZM11 247H13V246H10L9 247V249H8V251L10 250H13L14 248H11ZM19 247V246H18ZM24 247V246H23ZM27 247V248H26ZM31 247H28L27 245L23 248V251L25 250L26 251V249H30L31 251H33V248L31 249ZM53 247V246H52ZM73 247V246H72ZM72 247H71V249H72ZM230 247H228V248H226V249H230ZM8 248V247H7ZM19 248H21V247H19ZM42 248L43 249H45L44 248V245L42 246ZM59 248V247H58ZM63 248H67V249H69L70 248V246H69V248H68V246H65V247H63ZM108 248H109V246H108ZM107 248V249H108ZM3 249V248H2ZM17 249V248H16ZM22 249V248H21ZM20 249V250H21ZM131 249V247L129 246V245H127V247L125 248V252L123 253V254H115V253H113V252H110V253H108L107 254V256L109 257V259L111 260V261H114V262H128L129 261V258H130V256H129V254H128V251ZM232 249V248H231ZM4 250V249H3ZM19 250V251H20ZM45 250H47V249H45ZM60 250V252L62 251V252H64V249H59ZM59 250H57V251H59ZM98 250V249H97ZM100 250V255H101V257L100 256H98V257H96V258H99V259H102L103 258V256H102V253H103V251H101V249H99ZM261 250V249H260ZM23 251H22V253H23ZM68 251V250H67ZM2 252V251H1ZM4 252V251H3ZM7 252V251H6ZM18 252V251H17ZM30 252V251H29ZM82 252H84V251H82ZM82 252H77L76 254H78V253H81L82 254V257H83V254L84 253H82ZM86 252V251H85ZM224 252V253H223ZM228 252H230V253H228ZM8 253V252H7ZM27 253V252H26ZM59 253V252H58ZM13 252L11 253V255L8 253V255L9 256H12V257H14L13 255ZM27 254H29V253H27ZM75 254V253H74ZM73 254V258H75V255ZM104 254H106L105 252H104ZM2 255H6L5 254V252H4V254H2ZM7 255V256H8ZM17 255V254H16ZM58 254H56L55 255V259H56V256H57ZM59 255H61V254H59ZM79 255V254H78ZM85 255V254H84ZM96 255V254H95ZM199 255V256H198ZM44 256V255H43ZM51 256V255H50ZM53 256V255H52ZM64 256V255H63ZM58 257L57 256V260L58 261H60V259L61 258H64V257ZM89 256V255H88ZM92 256H94L93 254H92ZM91 256V257H92ZM12 257H10V258H12ZM18 257H19V255H18ZM17 257V258H18ZM24 258V257H26V256H22V254H21V258ZM71 257V256H70ZM82 257H81V259H82ZM264 257V256H263ZM4 258V257H3ZM8 258V257H7ZM16 258V257H15ZM16 258V259H17ZM20 258V260H22V261H24L23 259H21ZM80 258V257H79ZM38 259V258H37ZM53 259V258H52ZM54 259V260H55ZM76 259H78L77 257H76ZM19 260V261H20ZM28 260V259H27ZM29 260H30V258H29ZM28 260V261H29ZM48 260H50V259H48ZM47 260V261H48ZM54 260H53V262H54ZM65 260H67V259H65ZM80 260V259H79ZM86 260V259H85ZM89 260H90V258H89ZM88 260V261H89ZM7 262L8 261H10V260H6ZM13 261H15V259L13 260ZM12 261V262H13ZM31 261V260H30ZM29 261V262H30ZM37 261V260H36ZM35 261V262H36ZM44 262H46L45 260H43ZM51 262H52V260H50ZM56 261V260H55ZM11 262V261H10ZM16 262V261H15ZM89 262H91V261H89ZM190 262V263H189ZM256 262H264V258H263V260H260V261H256ZM187 264V263H186ZM194 264V263H193Z\"/></svg>","mask_w":264,"mask_h":264}]
</instances>
